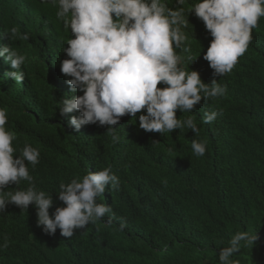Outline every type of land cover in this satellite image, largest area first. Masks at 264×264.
<instances>
[{"label":"trees","instance_id":"trees-1","mask_svg":"<svg viewBox=\"0 0 264 264\" xmlns=\"http://www.w3.org/2000/svg\"><path fill=\"white\" fill-rule=\"evenodd\" d=\"M163 2L173 10L183 8L188 22L183 29L188 40L176 50L179 67L197 71L205 84L216 80L226 88L223 97L202 98L192 112L176 111L180 120L196 121V134L184 128L145 132L138 120L143 110L135 119L122 116L114 130L98 123L78 131L69 126L68 118L79 113L61 116L59 102L83 93H70V77L60 71L72 34L56 16L58 5L0 0V46L26 56L22 83L5 76L12 69L0 59V108L7 111L5 127L16 134V154L25 144L40 152L39 163L28 168L36 187L52 196L49 214L65 206L57 197L61 183L105 167L119 179L118 189L106 188L97 199L112 213L75 230L71 238L59 229L44 233L33 205L24 211L7 204L0 212V244L8 238V246L0 248V264H217L219 248L240 231L257 240L253 246L242 244L231 259L264 264V17L252 29L247 51L220 77L203 59L212 37L189 11L197 0ZM13 27L29 39L10 38ZM206 111L217 112V118L205 123ZM193 140L206 142L203 157L193 154ZM28 186L21 181L4 190Z\"/></svg>","mask_w":264,"mask_h":264},{"label":"clouds","instance_id":"clouds-1","mask_svg":"<svg viewBox=\"0 0 264 264\" xmlns=\"http://www.w3.org/2000/svg\"><path fill=\"white\" fill-rule=\"evenodd\" d=\"M51 2L58 5L56 16L72 34L63 49L68 58L61 61L60 71L70 77L66 79L70 93L83 94L63 98L58 108L61 116L79 113L67 121L75 130L97 123L114 130L112 126L122 116L135 119L143 110L138 120L139 128L145 132L163 134L184 128L196 134L199 131L196 121L191 116L180 120L176 111L192 112L202 98L225 95L226 88L216 80L205 84L197 71L179 67L181 57L176 50L188 40L183 31L188 25L183 8L173 10L163 0ZM177 3L183 5L185 0ZM189 11L202 20L212 37L203 59L213 75L221 77L231 72L238 58L247 51L252 29L264 17V0H197ZM17 35L29 39L28 34L11 28L10 38ZM2 57L12 69L5 76L22 83L26 56L10 46H0ZM158 83L166 87L158 88ZM217 115L215 111H206L204 122H213ZM7 122V111L0 108V212L7 204L24 211L33 205L37 226L48 235H54L59 229L65 238L73 237L75 230L85 229L89 223L112 213L110 205L97 202L106 188H119L118 177L111 167H105L95 172L88 170L82 179L61 183L57 197L65 206L56 207L50 215L52 196L36 187L28 168V164L35 168L39 163L40 152L25 144L16 154L12 144L16 134L5 127ZM117 139L113 132V140ZM206 147V142L193 140L191 143L197 157L205 155ZM21 181L28 182L26 190H4L9 184L19 185ZM2 239L0 248H6L8 238ZM256 240L255 234L236 232L226 246L219 248L217 264H238L231 259L233 255L242 244L253 246Z\"/></svg>","mask_w":264,"mask_h":264},{"label":"bare ground","instance_id":"bare-ground-1","mask_svg":"<svg viewBox=\"0 0 264 264\" xmlns=\"http://www.w3.org/2000/svg\"><path fill=\"white\" fill-rule=\"evenodd\" d=\"M3 58V57H2Z\"/></svg>","mask_w":264,"mask_h":264}]
</instances>
